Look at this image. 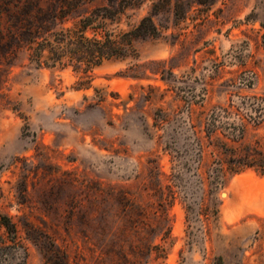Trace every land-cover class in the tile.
I'll use <instances>...</instances> for the list:
<instances>
[{
    "label": "rangeland",
    "instance_id": "374dc122",
    "mask_svg": "<svg viewBox=\"0 0 264 264\" xmlns=\"http://www.w3.org/2000/svg\"><path fill=\"white\" fill-rule=\"evenodd\" d=\"M78 1L66 25L116 2ZM147 14L159 33L97 66L90 87L25 47L0 51V211L27 264H264V174L216 185L194 134L216 113L220 134L264 141V0H139L106 26Z\"/></svg>",
    "mask_w": 264,
    "mask_h": 264
},
{
    "label": "trees",
    "instance_id": "16d2710c",
    "mask_svg": "<svg viewBox=\"0 0 264 264\" xmlns=\"http://www.w3.org/2000/svg\"><path fill=\"white\" fill-rule=\"evenodd\" d=\"M51 0L43 4L41 0H0V51L11 55L17 48L29 50V59L37 66H60L72 68L80 74L78 87L92 86L93 70L104 61L124 58L135 51L134 39L157 35L160 31L152 14L145 15L138 24L129 29L106 26L107 19H115L123 10L139 0H116L109 4L88 9L74 22L66 25L68 15L80 6L78 0ZM83 0H81L82 3ZM153 8L160 10L159 2ZM7 59L0 63L6 64ZM103 98H100L99 104ZM218 114H211L212 128L198 139L199 153L210 156L205 166L211 179L219 185L228 174L241 172L253 167L264 174V141L244 142L245 126L238 138L230 134H220L216 125ZM206 136L207 141L203 140ZM28 235L43 244L48 237L51 245H56L52 236L39 228L25 224ZM44 237V238H43ZM50 237V238H49ZM51 254L65 255L61 248H53ZM28 252L23 244L18 222L9 212L0 211V264H27Z\"/></svg>",
    "mask_w": 264,
    "mask_h": 264
},
{
    "label": "bare ground",
    "instance_id": "6f19581e",
    "mask_svg": "<svg viewBox=\"0 0 264 264\" xmlns=\"http://www.w3.org/2000/svg\"><path fill=\"white\" fill-rule=\"evenodd\" d=\"M225 196L227 195L226 193H223Z\"/></svg>",
    "mask_w": 264,
    "mask_h": 264
}]
</instances>
